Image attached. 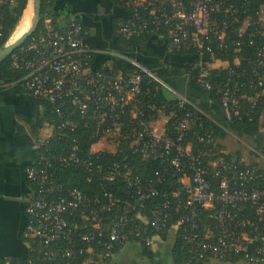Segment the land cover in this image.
<instances>
[{"label":"built area","instance_id":"2783aa9c","mask_svg":"<svg viewBox=\"0 0 264 264\" xmlns=\"http://www.w3.org/2000/svg\"><path fill=\"white\" fill-rule=\"evenodd\" d=\"M119 1L127 11L116 22L119 34L129 38L161 30L168 33L169 52L178 51L183 45L193 48L197 57L191 61V67L197 70L195 81L205 90L211 89L207 77L216 54L231 47L236 50L244 34L249 37L250 45L256 44L253 38L258 36L253 71L264 93V5L259 6L252 19L244 15V2L150 0L154 5L147 0ZM12 3L13 0H0V10ZM93 56L81 22L70 19L62 29L46 27L17 47L8 56L15 76L5 83L50 106L53 115L44 122L43 140L60 132L73 133L77 123L92 125L91 137L96 141L86 156L79 159L80 151L72 137L68 153L58 155L59 161L90 166L89 158L93 154L122 153L123 145L142 156L162 157L173 153L170 163L188 171L184 177L187 183H182L186 199L180 211L170 207L167 201L149 209L146 228H142L137 212L135 217L128 214L137 206L145 207L154 192L152 180L145 182L132 170L113 163L101 180L121 178L130 192L129 198L114 197L104 186L103 202L77 188L56 186L57 192L48 195L46 185L54 154L47 151L25 169L27 181L36 193L31 192L25 199L23 233L30 255L23 264H98L110 259L114 246L124 238H139L149 245V232H167L172 227L168 224L172 217L176 218L173 226L182 229L191 250L186 264L237 256L247 264H264L261 170L255 165L239 167L221 150L213 153L197 148L195 142L184 144L193 115L198 112L181 96L175 98L177 106L190 105L195 111L186 110L171 130L165 127L157 134L142 119L144 113L152 115L161 111L156 101L146 99L142 92L144 83H160L152 70L137 61L129 62V71L109 65L93 68ZM217 93L227 123L250 120L251 110L242 105L255 104L259 93L242 92L240 84L231 79ZM196 140L210 142L211 138L201 136ZM183 155L187 156L185 163L181 162ZM106 210H112L109 221L101 217Z\"/></svg>","mask_w":264,"mask_h":264},{"label":"trees","instance_id":"16d2710c","mask_svg":"<svg viewBox=\"0 0 264 264\" xmlns=\"http://www.w3.org/2000/svg\"><path fill=\"white\" fill-rule=\"evenodd\" d=\"M112 4L124 8V5L119 0H110ZM235 3L244 2L246 8L244 15L254 18L256 12L260 5H264V0H228ZM148 3L156 5V3L147 0ZM27 0H13L12 5H6L0 10V47L6 43L14 29L17 28L21 22L23 11L25 10ZM65 0L62 2L60 0H40V20L35 31L28 37V39L36 35L39 31L44 30L46 27L49 28H60L64 26L58 22L60 15L65 14L68 16L66 11ZM125 9V8H124ZM127 13V11H126ZM126 15V14H125ZM123 15V16H125ZM50 18L49 22L46 23L45 20ZM122 19V17L115 16L111 19V29L117 39L124 45L130 46L134 44H139L146 40V38L151 34H160L167 37L168 33L166 31L150 32L146 31L140 36H131L129 38L124 37L119 34L116 27V22ZM82 32L84 36L86 35V30L82 25ZM27 39V40H28ZM254 42L257 44L259 37H254ZM26 40V41H27ZM239 40L242 42L234 50L231 47L227 52H222L216 54V58L220 60H226L228 66L225 68L211 69L208 74V81L211 83V89L207 90L210 95L217 100L218 91L223 86L227 80H234L241 86V91L246 93H259L256 97L255 104L243 103L242 107L251 110L250 120L248 118L242 121H233L227 123L226 127L229 130L236 132L238 135L247 134L255 135L258 132V121L264 110V93L262 92L263 86H260L256 82V75L253 71L254 65L253 61L256 56V44H248L249 37L244 34ZM25 41V42H26ZM169 42V39H168ZM177 55H186L188 53L193 54L191 61L196 59L194 49L183 45L180 50L172 52ZM237 60L238 63H235ZM191 61L185 62L183 65H163L162 71L165 76L169 77H179V76H189L196 80L197 70L191 67ZM113 68L122 71H129V65H123L116 63L112 64ZM15 76V71L11 70L9 67V58L7 57L0 64V85L5 83L7 80L12 79ZM251 81V82H250ZM142 92L146 99L156 101L160 110L168 117L165 127L168 130L173 128V125L177 119L182 116L186 110H193L190 105H186L183 108L177 106V100L169 99L166 97L163 88L158 82L144 83L142 85ZM35 100V99H33ZM41 106V115L34 119L25 118V121L29 124L32 135L34 136V160L36 163L39 157L45 155L47 151L52 152L54 155V161L49 169L50 176L48 177V195H53L57 192L56 186H60L61 189L66 188H77L82 193L90 198H99L101 202L106 200L103 198V186L108 192H111L114 197L117 198H129L130 192L126 188V185L121 178L115 177L111 180H101V176L104 171L107 170L113 163H118L122 168H128L132 170L134 174L139 176L143 181L152 180L153 194L145 202V207L137 208L128 214V217H135V213L148 217V210L153 209L161 205L163 201H167L169 206L178 208L181 210V205L186 199V194L184 191V185L181 179L188 175L187 170H179L170 163V158L174 155L173 153L169 156H142L138 152L132 153L127 146H122L123 152H106L102 151L93 154L89 161L90 166H87L81 162H74L70 160L59 161L58 155H65L71 146V139L75 137L76 139V149L79 152V159L82 160L86 156L88 149L91 144L96 140L91 137L92 125H85L83 123L76 124V131L72 132H60L61 134H56L48 140H43L39 134V129L44 125L45 120H49L53 115L50 106L42 101L35 100ZM157 117V113L148 115L143 114L142 119L146 122L151 121ZM206 136H205V135ZM206 137L211 138L210 142L206 140L195 141L196 137ZM60 137V139H59ZM215 135L212 131L210 120L207 116L200 113L193 115L191 126L189 127V134L184 139L183 143L191 142L196 144V147L204 151L216 152L223 151L222 147L214 142ZM263 153H264V146ZM85 153V154H84ZM226 157H231L230 154L224 153ZM187 156H181V162L185 163ZM239 167L244 166L243 163H239L235 160ZM264 179V178H263ZM264 183V180L262 181ZM32 193H36V189L29 184ZM29 192V194L31 193ZM174 193H177L174 195ZM27 194V195H29ZM26 195V196H27ZM134 202V200H133ZM106 221L112 219V210H106L101 215ZM136 221V219H135ZM176 222V218L172 217L169 221V228L173 226ZM132 225V223H130ZM142 228H146L145 223L140 222ZM148 226V225H147ZM169 231V230H168ZM167 232L164 233H150V237L153 235H158L161 239L165 240L167 237ZM126 239V240H124ZM121 243L115 245L113 248L114 253L119 252L128 243L135 242L140 246V254L147 259H153V253L150 250L149 245H146L139 238L128 237L124 238ZM26 241L28 242L27 238ZM172 260L174 264H186L191 256V250L184 238V232L181 228H177L175 232V239L172 246ZM30 252L27 249L24 257H9L8 261L10 264H23L25 257L29 256ZM81 259H79L80 261ZM242 260L239 256L230 259H225L223 261H240ZM6 261V259H5ZM204 261L199 264H203ZM0 264L3 261L0 260Z\"/></svg>","mask_w":264,"mask_h":264},{"label":"crops","instance_id":"0c3cea01","mask_svg":"<svg viewBox=\"0 0 264 264\" xmlns=\"http://www.w3.org/2000/svg\"><path fill=\"white\" fill-rule=\"evenodd\" d=\"M64 1V0H60ZM66 13L60 15L58 22L66 25L68 20L77 19L86 30L85 39L93 48V68L112 66L113 62L128 65L137 61L147 65L159 80V84L167 98L177 96L185 98L198 113L209 118L214 142L222 147L224 153L243 165H255L264 175V110L258 121V132L251 136L238 135L229 130L225 121L224 110L218 100L200 87L189 76L169 77L162 71L163 65H183L193 58L192 53L177 55L167 50L169 36L151 34L145 41L124 45L113 34L111 19L123 17L126 10L116 6L110 0H65ZM30 5V3H29ZM27 7L23 11L27 10ZM31 15V6L29 8ZM23 18V16H22ZM29 19V16H28ZM50 18L45 20L48 23ZM22 22V19H21ZM28 22V20H27ZM235 63H238L235 60ZM226 60L212 59L210 69L225 68ZM41 106L27 94L21 92L15 85L3 83L0 85V260L8 264L9 257H24L27 241L23 233L26 216L24 213L26 195L31 188L26 178L25 169L34 160V136L25 118L34 119L41 115ZM168 117L162 112L149 121L150 127L157 133H162ZM45 126L39 129L43 136ZM181 182L187 183L183 178ZM143 223L146 217L137 214ZM176 227L172 226L165 240L158 235L150 238L149 247L153 259H147L140 254V246L128 243L119 252L98 264H118L125 254L129 256V264H174L172 246ZM135 249V250H134ZM112 258L116 261L112 262ZM6 259V261H5ZM132 260V261H131ZM247 264L245 261H223L214 258L206 259L203 264Z\"/></svg>","mask_w":264,"mask_h":264},{"label":"water","instance_id":"95a60500","mask_svg":"<svg viewBox=\"0 0 264 264\" xmlns=\"http://www.w3.org/2000/svg\"><path fill=\"white\" fill-rule=\"evenodd\" d=\"M29 0H27L26 6ZM32 4V18L28 28L13 42L7 41L0 47V64L19 46H21L28 37L35 31L40 20V0H31ZM25 6V8H26ZM9 40V39H8ZM248 249L251 248V244H248ZM118 264H129V256L125 254L121 257Z\"/></svg>","mask_w":264,"mask_h":264},{"label":"bare ground","instance_id":"6f19581e","mask_svg":"<svg viewBox=\"0 0 264 264\" xmlns=\"http://www.w3.org/2000/svg\"><path fill=\"white\" fill-rule=\"evenodd\" d=\"M29 3H30V5H29ZM30 6H31V18H32V4H31V0H29V2H28V8H27V10L24 12V15H23V18H22V22H20L19 23V25L17 26V28L15 29V31L14 32H16V33H18L19 31H23L24 30V27H25V22H26V20H27V17L29 16V13H30V10H29V8H30ZM27 7V6H26ZM31 18H30V20H29V24L27 25V27H26V29L28 28V26L30 25V23H31ZM25 29V30H26ZM24 30V31H25ZM23 31V32H24ZM22 32V33H23ZM21 35V34H20ZM19 35V36H20ZM18 36V37H19ZM17 37V38H18ZM16 38V39H17ZM15 39V40H16ZM9 41V40H8ZM14 41V40H13ZM13 41H9V43H11V42H13Z\"/></svg>","mask_w":264,"mask_h":264},{"label":"rangeland","instance_id":"374dc122","mask_svg":"<svg viewBox=\"0 0 264 264\" xmlns=\"http://www.w3.org/2000/svg\"><path fill=\"white\" fill-rule=\"evenodd\" d=\"M30 18H31V15L29 14V19H28V17H27L28 22H27V20H26L24 30L26 29L27 25L29 24V20H30ZM14 30H15V29H14ZM24 30H23V31H24ZM23 31H19L18 33H16V32L13 31V32L11 33L10 37H9V41H13V40H15L20 34H22ZM43 136H44V135H43ZM43 136H41V137H43ZM134 250H135V249H134ZM114 261H116V259L112 258V262H114ZM131 261H132V260H131ZM244 264H245V263H244Z\"/></svg>","mask_w":264,"mask_h":264}]
</instances>
